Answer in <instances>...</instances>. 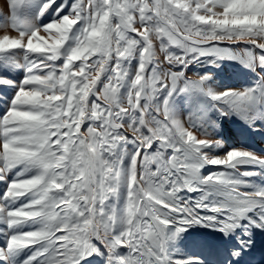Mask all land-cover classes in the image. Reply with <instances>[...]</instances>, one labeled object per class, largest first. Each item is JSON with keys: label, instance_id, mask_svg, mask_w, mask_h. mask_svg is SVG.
<instances>
[{"label": "snow or ice", "instance_id": "obj_1", "mask_svg": "<svg viewBox=\"0 0 264 264\" xmlns=\"http://www.w3.org/2000/svg\"><path fill=\"white\" fill-rule=\"evenodd\" d=\"M27 2L8 0L14 34L0 30V56L27 72L0 117V180L20 166L34 171L11 182L3 197L33 199L17 209L0 203V219L10 227L28 221L42 227L12 235L0 259L40 245L25 264H199L169 252L170 241L188 227L228 235L247 220L264 230V191H241V182L224 173L200 176L204 164L264 166V157L232 150L211 158L205 149L218 141L169 110L178 91H203L208 80H185L183 70H174L178 66L224 58L228 54L218 46L224 42L245 41L264 52V0H76L70 14L26 30L20 18ZM55 3L49 0L40 15ZM16 50L25 55L16 57ZM61 58L65 62L57 64ZM133 59L138 65L129 85ZM259 65L264 68V56ZM109 70L111 77L98 87ZM0 85L13 81L0 77ZM208 95L223 116L264 109V89ZM129 143L136 151L126 166ZM122 187L126 208L117 216L109 201ZM210 189L222 191L224 202L207 203ZM185 192L202 196L185 201Z\"/></svg>", "mask_w": 264, "mask_h": 264}, {"label": "rangeland", "instance_id": "obj_2", "mask_svg": "<svg viewBox=\"0 0 264 264\" xmlns=\"http://www.w3.org/2000/svg\"><path fill=\"white\" fill-rule=\"evenodd\" d=\"M48 2L49 0H28L21 13V26L26 30L29 27L42 28L46 24L60 19L63 15L70 14L71 5H74L76 0H56V3L52 7L48 8L43 15H40L43 5ZM61 7L63 11L60 10ZM10 26L11 9L8 0H0V30H11ZM82 27L83 22L74 26L71 39L67 42L63 50L65 53L74 46L75 39L80 34ZM11 31L14 34V30ZM218 46L225 50L228 55L224 58H218L216 56L202 57L189 63L185 69H181L179 66L174 69L177 71L183 70L185 80L188 81H195L203 76H207L208 80L203 91L196 88H189L184 92L178 91L170 101V113L174 118L190 123L194 131L198 134L206 135L215 141L221 142V144H224L228 133L231 132L230 134L237 135L241 139L240 144L231 148L232 150H245L261 156L263 153L261 154L259 151L255 153L247 145H254L255 149L257 142H264V109H256L250 116L231 112L228 116H223L218 110L216 102L212 101L208 95V90L219 93L228 89L237 91L264 89V68L259 65V57L264 56V52L245 41L224 42ZM171 51L177 52L178 50L173 48ZM23 55H25L24 50H16V57L22 58ZM64 62V59L61 58L56 63L63 64ZM137 65L138 59L130 61L132 75L129 77V85L134 77ZM26 75L25 67L8 63V57L0 56V77L13 81V85H0V117L11 108L12 99ZM111 75L112 72L110 70L107 71L98 87L102 88ZM128 90L129 87L126 86L122 90V95H127ZM163 98L164 96L162 95L160 100L162 101ZM92 99L95 98L93 97ZM225 125H227L228 130ZM125 147L129 153L128 159L125 160V165L127 166L130 163L131 154H134L136 151V147L132 143L127 144ZM205 151L210 157L212 156L211 158H214L213 148L205 149ZM256 166V164H245L238 165L235 169H230L204 164L200 169V176L206 177L210 174L224 173L230 179L241 182V191L248 193L258 192L257 186L264 181V167L262 166L263 171H259L255 169ZM21 172L25 174L20 175ZM245 172L251 173V175L245 176ZM34 175V171H27L24 166L9 171L6 179L0 180V203H5L9 209H17L29 203L33 199L31 195L20 197L19 200L14 202L4 201L3 197L11 182L27 179ZM210 191L211 195L208 197L207 203L210 205H218L224 202L225 197L222 191H216L214 189H210ZM181 195L185 201L199 200L202 196L199 192H185ZM126 197L127 189L122 187L119 195L109 201L110 209L117 216H122L125 212ZM208 214L212 215V213ZM41 227L42 225L36 221H28L24 224L10 227L6 221L0 219V249L7 250L12 235L39 230ZM207 228L208 230H216L210 226L194 225L188 227L187 231L170 241L169 252L173 259L185 261L195 258L192 253L193 249H191L193 246H190V243H193L197 247V251L199 252L198 261L200 263L204 262L208 256L215 259L218 257L222 258L219 254L220 252L223 253V250H220L216 246L217 240L214 238L215 236H210L211 234L206 232ZM199 237H203V239ZM40 247V245H37L33 248L9 253L8 259H0V264H25L31 256L40 250ZM93 259L101 261V257H93Z\"/></svg>", "mask_w": 264, "mask_h": 264}, {"label": "bare ground", "instance_id": "obj_3", "mask_svg": "<svg viewBox=\"0 0 264 264\" xmlns=\"http://www.w3.org/2000/svg\"><path fill=\"white\" fill-rule=\"evenodd\" d=\"M225 127L227 129V125H225ZM230 133H228V137H226V141L224 142V144H221V142L218 141V143L212 147L214 158L225 156L228 152H230V150H232L231 149L232 146L238 145L239 139ZM257 147H258V151H261L262 153H264V144L262 142H258ZM255 153L257 152L255 151ZM260 157H264V154L261 155ZM258 189L264 191V186H262L261 188H257V191L259 192L260 190ZM249 215H251L253 219H256L255 213H250ZM245 221L248 222L247 220ZM248 229L250 230V232L247 231ZM240 230L245 234V237L247 238L242 243L239 242L240 240L236 241L234 238H232L231 237L232 233L225 235L221 231L218 232V230H213V229L208 230V228L206 231L209 232L211 235L215 236L216 238H220L221 240L223 239L228 240V244L226 246L227 247V253L225 255L226 258L232 259V257H234V252H237L243 257L242 262H239V263L235 262L234 264H264V230L252 227L251 225H249L248 227L243 226L240 228ZM192 249H193L192 251L193 257L195 258L191 260L198 261L199 254L196 252L197 247L193 246ZM199 264L201 263L199 262Z\"/></svg>", "mask_w": 264, "mask_h": 264}]
</instances>
